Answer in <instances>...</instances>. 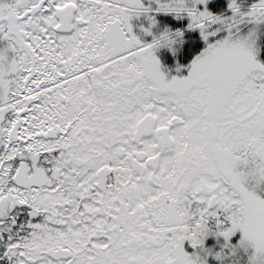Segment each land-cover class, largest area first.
Instances as JSON below:
<instances>
[{
    "label": "snow or ice",
    "instance_id": "obj_1",
    "mask_svg": "<svg viewBox=\"0 0 264 264\" xmlns=\"http://www.w3.org/2000/svg\"><path fill=\"white\" fill-rule=\"evenodd\" d=\"M0 264H264V0H0Z\"/></svg>",
    "mask_w": 264,
    "mask_h": 264
}]
</instances>
